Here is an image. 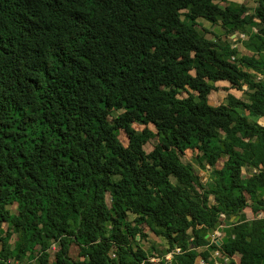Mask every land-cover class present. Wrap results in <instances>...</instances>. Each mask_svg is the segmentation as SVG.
<instances>
[{
  "label": "trees",
  "instance_id": "trees-1",
  "mask_svg": "<svg viewBox=\"0 0 264 264\" xmlns=\"http://www.w3.org/2000/svg\"><path fill=\"white\" fill-rule=\"evenodd\" d=\"M252 1L0 0V264H264Z\"/></svg>",
  "mask_w": 264,
  "mask_h": 264
},
{
  "label": "rangeland",
  "instance_id": "rangeland-1",
  "mask_svg": "<svg viewBox=\"0 0 264 264\" xmlns=\"http://www.w3.org/2000/svg\"><path fill=\"white\" fill-rule=\"evenodd\" d=\"M230 1H233V2H236V3L244 2L249 7H251V6H253L255 4V1H252V0H230ZM218 4L222 5L223 3L221 2V3H218ZM197 21L200 23L201 26H203L204 28L207 29V32L205 33V35L207 37H210L212 40H214L218 44H223L225 42H228L230 47L235 48L236 49V53L233 55V57L238 58L240 56V54H242V53L243 54H249L250 51H252L250 48L245 47L243 45V43H242V41L246 39V35L243 32L232 33L230 35H224L222 33V29L218 25H216L214 27L209 26V23L207 21L203 20L202 18L197 19ZM255 30H256V26L253 25L251 27V31H255ZM236 38H238V39H236ZM263 54H264V51H263ZM216 97H217L216 94L210 96L212 102L215 101ZM257 122H259L260 124H263L264 120L262 118H258ZM144 148H148L147 144L144 145ZM193 165H194V168L196 169V172L199 175L201 181L206 180L207 177H208V174H209L208 167L205 166V168L202 169V168L198 167L197 164L194 163V162H193ZM248 172L249 171L246 168H244V167L241 168V173L242 174H246ZM105 201L107 203L109 201V196H108L107 193L105 195ZM242 218L248 219V218H250V214L248 212H244L242 214ZM223 225L224 224L222 223L216 229H214L210 233V238L217 237L219 239L223 235V230H221ZM140 241L142 242V244H143L142 246L143 247L147 246L148 244H152L153 247L158 252H159V250H160V248L162 246H166L165 241L160 236H154L150 232L148 233V236L145 239L140 240ZM196 249L199 250L200 248H196ZM216 256H217V252L211 249L209 251L210 259H213V264H220L219 261L216 259ZM169 257H170L169 254L165 255L166 260H168ZM150 260H152L153 262H157L158 258L157 257H152V258H150ZM10 264H14V263H10ZM16 264H19V263H16ZM196 264H203L202 259L198 260L196 262Z\"/></svg>",
  "mask_w": 264,
  "mask_h": 264
},
{
  "label": "water",
  "instance_id": "water-1",
  "mask_svg": "<svg viewBox=\"0 0 264 264\" xmlns=\"http://www.w3.org/2000/svg\"><path fill=\"white\" fill-rule=\"evenodd\" d=\"M205 237H206L207 239H210V235H209V234H205ZM211 239H212L213 241H215L216 244L219 243V239H218V238L216 239L215 237H212Z\"/></svg>",
  "mask_w": 264,
  "mask_h": 264
},
{
  "label": "clouds",
  "instance_id": "clouds-1",
  "mask_svg": "<svg viewBox=\"0 0 264 264\" xmlns=\"http://www.w3.org/2000/svg\"><path fill=\"white\" fill-rule=\"evenodd\" d=\"M210 235V234H209ZM217 239V237H215ZM211 239V238H210ZM212 240V239H211Z\"/></svg>",
  "mask_w": 264,
  "mask_h": 264
}]
</instances>
